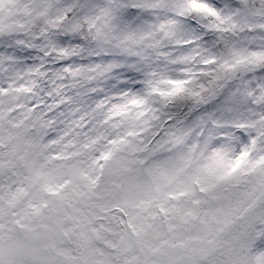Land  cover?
<instances>
[{
    "label": "snow or ice",
    "instance_id": "obj_1",
    "mask_svg": "<svg viewBox=\"0 0 264 264\" xmlns=\"http://www.w3.org/2000/svg\"><path fill=\"white\" fill-rule=\"evenodd\" d=\"M0 264H264V0H0Z\"/></svg>",
    "mask_w": 264,
    "mask_h": 264
}]
</instances>
